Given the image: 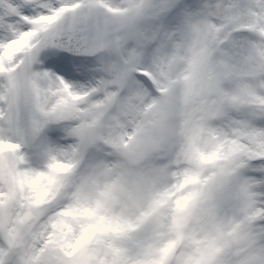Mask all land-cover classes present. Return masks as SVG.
I'll list each match as a JSON object with an SVG mask.
<instances>
[{
    "label": "snow or ice",
    "instance_id": "1",
    "mask_svg": "<svg viewBox=\"0 0 264 264\" xmlns=\"http://www.w3.org/2000/svg\"><path fill=\"white\" fill-rule=\"evenodd\" d=\"M0 264H264V0H0Z\"/></svg>",
    "mask_w": 264,
    "mask_h": 264
}]
</instances>
